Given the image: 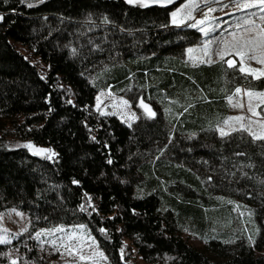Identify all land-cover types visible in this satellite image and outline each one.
I'll return each instance as SVG.
<instances>
[{"label": "trees", "instance_id": "1", "mask_svg": "<svg viewBox=\"0 0 264 264\" xmlns=\"http://www.w3.org/2000/svg\"><path fill=\"white\" fill-rule=\"evenodd\" d=\"M142 1L0 0V214L84 224L110 264H264V140L217 131L230 70L184 60L201 33L170 25L179 0ZM109 88L155 116L100 113ZM16 238L0 264H47Z\"/></svg>", "mask_w": 264, "mask_h": 264}, {"label": "rangeland", "instance_id": "2", "mask_svg": "<svg viewBox=\"0 0 264 264\" xmlns=\"http://www.w3.org/2000/svg\"><path fill=\"white\" fill-rule=\"evenodd\" d=\"M239 2L243 4L252 2V0H239ZM143 3L148 4L149 2L144 0ZM236 3L237 0H180L171 11L170 25L193 27L192 25L196 24L194 28L201 33L200 39L185 49L183 58L186 62L191 65H200L223 61L226 68L230 70L226 76L227 83L231 86L227 99L229 114L218 124L217 131L221 134L223 130L229 134L234 131H244L247 128L258 136H264V113L261 110L264 97L256 95L249 97L245 94L247 91L264 92V76L255 79L253 74L247 71L249 68L255 69L257 70L256 75L264 71V64L249 58L251 55L264 58V19H261L264 17V12H261L258 7L237 8ZM209 8L215 11H208ZM173 13L176 14L175 17ZM199 21L203 23H198ZM190 48L193 49L192 53L188 52ZM237 52L248 53L243 59V64H241V57L236 55ZM220 53H224L223 60L220 58ZM209 60H211L210 63L202 62ZM229 60L234 61V67H229L227 63ZM240 67H244L246 71H239ZM231 71L235 73L238 71L243 76L238 74L230 76ZM237 88L241 89L240 93H236ZM229 97H232L231 102ZM141 101L155 113V108L144 98L138 96L134 105L132 97L130 98L127 93L118 94L110 88L97 94L96 108L102 114H114L122 121L134 124L142 114L151 116L141 106ZM238 104H242L243 107L233 106ZM249 105L253 112L259 115L249 112ZM230 117H244V119L234 120L229 119ZM8 132L10 136L14 135L13 132ZM50 155L53 156V153L50 152ZM18 234H22L24 239H34L44 254L47 264H110L98 239L84 224L38 227L22 210L3 211L0 214V240L11 242L14 239L17 241L16 235ZM183 236L194 245H202L198 237L189 230H185ZM15 245H18V242ZM19 251H21L19 246L10 245V250L7 252L9 254H0V257L6 258L7 256L11 262L17 263V261H22ZM100 253H103V256ZM82 256L84 259H81ZM128 263L146 264L135 255V252L130 254Z\"/></svg>", "mask_w": 264, "mask_h": 264}, {"label": "snow or ice", "instance_id": "3", "mask_svg": "<svg viewBox=\"0 0 264 264\" xmlns=\"http://www.w3.org/2000/svg\"><path fill=\"white\" fill-rule=\"evenodd\" d=\"M129 2L131 3V2H133V0H129ZM153 2H157V0H153ZM142 6L143 7H148L149 5L147 3H143ZM236 6H237V8H252V7H258L261 12H264V0H252V2L243 3V4H241L239 2V0H237ZM208 11H215V9L209 8ZM175 15L176 14L173 13V16L174 17H175ZM0 19H2V17H0ZM261 19H264V17H261ZM173 22H175V21H173ZM198 23H203V21H199ZM192 26L195 27L196 24H193ZM201 31H203V29H201ZM249 43H252V42L249 41ZM188 52L189 53H192L193 52V49H191V48L188 49ZM205 54L207 55V53H205ZM236 55H238V56L241 57V64H243V59H244V57L246 55H248V53H245V52H237ZM220 58H221V60L224 59V53H220ZM249 58L252 59V60H255L257 63L264 64V58L257 57L255 55H251V56H249ZM202 62H208V63H210L211 60H209V61H202ZM227 63L229 65V67H234L235 66L234 61H232V60L227 61ZM239 71L245 72L246 69L244 67H240ZM247 71L250 72V73H252L255 79H260L262 76H264V71H261L259 73V75H256V71L257 70H255V69L249 68V69H247ZM240 92H241V89L240 88H237L236 89V93H240ZM245 94L247 96H249V97H251L253 95H256V96H259V97H264V92L247 91ZM231 99H232V97H229V101L230 102H231ZM125 103H127V102H125ZM141 106L145 108V110L149 113V115L155 116V113L152 112L151 109L147 105H145L143 103V101H141ZM233 106L234 107H237L238 106V107H241V108L243 107L242 104L233 105ZM248 110H249V112H252L253 115H259V113L253 112V110L251 108V105H249V109ZM229 119L243 120L244 117H230ZM244 131H248L249 134L252 135L255 139L264 140V136H258L255 133L251 132L250 129L245 128ZM221 134L222 135H227L228 133H225V132H223V130H221ZM58 230L59 231H62V229H58ZM101 231H103V230H101ZM37 235H39V234H37ZM4 242H6V241L0 240V243H4ZM100 255L103 256V253H100ZM81 259H84V257L82 256Z\"/></svg>", "mask_w": 264, "mask_h": 264}, {"label": "crops", "instance_id": "4", "mask_svg": "<svg viewBox=\"0 0 264 264\" xmlns=\"http://www.w3.org/2000/svg\"><path fill=\"white\" fill-rule=\"evenodd\" d=\"M227 99H228V97H227ZM222 121H223V120H222ZM219 123H221V122H219ZM219 123H218V124H219ZM217 128H218V125H217Z\"/></svg>", "mask_w": 264, "mask_h": 264}, {"label": "water", "instance_id": "5", "mask_svg": "<svg viewBox=\"0 0 264 264\" xmlns=\"http://www.w3.org/2000/svg\"><path fill=\"white\" fill-rule=\"evenodd\" d=\"M157 1H162V0H157ZM180 1V0H179Z\"/></svg>", "mask_w": 264, "mask_h": 264}]
</instances>
